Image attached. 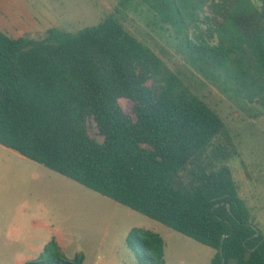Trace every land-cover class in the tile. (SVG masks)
<instances>
[{
  "label": "trees",
  "instance_id": "16d2710c",
  "mask_svg": "<svg viewBox=\"0 0 264 264\" xmlns=\"http://www.w3.org/2000/svg\"><path fill=\"white\" fill-rule=\"evenodd\" d=\"M257 3L232 17L234 47L195 45L198 61L228 69L240 51L264 67V0ZM169 73L113 16L40 40L0 29V145L215 249L211 264H264V234L226 164L238 154L234 136ZM90 119L103 142L90 136ZM127 242L139 264H165L158 234L136 228ZM83 261L68 260L54 239L29 264Z\"/></svg>",
  "mask_w": 264,
  "mask_h": 264
},
{
  "label": "rangeland",
  "instance_id": "374dc122",
  "mask_svg": "<svg viewBox=\"0 0 264 264\" xmlns=\"http://www.w3.org/2000/svg\"><path fill=\"white\" fill-rule=\"evenodd\" d=\"M191 1L0 0V29L11 37L40 40L50 29L77 33L109 16L118 19L163 59L173 79L207 102L230 128L238 154L226 164L264 234V67L251 52L246 58L240 51L233 54L226 69L211 60L198 61L193 50L195 45L216 46L220 41L234 47L239 36L232 17L242 10L254 11L258 3ZM120 102L125 107V101ZM88 127L90 136L103 142L93 119ZM136 228L164 240L165 264H211L216 254L215 249L0 145V264H29L22 262L26 256L38 261L41 250L54 239L61 241L70 261L82 254L83 264H139L127 242Z\"/></svg>",
  "mask_w": 264,
  "mask_h": 264
},
{
  "label": "crops",
  "instance_id": "0c3cea01",
  "mask_svg": "<svg viewBox=\"0 0 264 264\" xmlns=\"http://www.w3.org/2000/svg\"><path fill=\"white\" fill-rule=\"evenodd\" d=\"M3 148H6V147H4L3 146ZM9 149V148H8ZM15 152V151H14ZM19 156H20V158H25L24 156H22V155H20L19 153H17ZM27 159V158H26ZM36 228V227H35ZM57 242H58V244L60 245V243H61V241L60 240H58V239H55ZM61 246V245H60ZM44 250H41V252H43ZM40 252V253H41ZM42 254V253H41ZM37 258H36V256H26V257H24L23 258V260H22V262H30L31 263V261H35Z\"/></svg>",
  "mask_w": 264,
  "mask_h": 264
},
{
  "label": "water",
  "instance_id": "95a60500",
  "mask_svg": "<svg viewBox=\"0 0 264 264\" xmlns=\"http://www.w3.org/2000/svg\"><path fill=\"white\" fill-rule=\"evenodd\" d=\"M228 207H229V209H231V206L230 205H228ZM257 235H259V233ZM221 252H222V250H221ZM224 262H225V260H224Z\"/></svg>",
  "mask_w": 264,
  "mask_h": 264
}]
</instances>
